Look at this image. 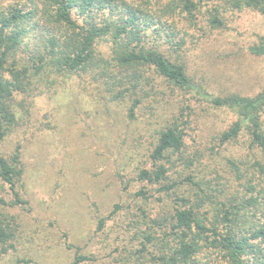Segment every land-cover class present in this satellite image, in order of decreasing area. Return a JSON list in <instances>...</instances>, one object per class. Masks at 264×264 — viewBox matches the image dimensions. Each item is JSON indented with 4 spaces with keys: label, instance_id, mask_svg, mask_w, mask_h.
I'll use <instances>...</instances> for the list:
<instances>
[{
    "label": "trees",
    "instance_id": "16d2710c",
    "mask_svg": "<svg viewBox=\"0 0 264 264\" xmlns=\"http://www.w3.org/2000/svg\"><path fill=\"white\" fill-rule=\"evenodd\" d=\"M245 9L264 15V0L0 2V264H42L12 258L24 232L12 208L30 203L22 146L6 155L4 143L37 97L85 75L130 120L171 104L176 90H193L201 112L180 100L137 161L128 242L117 238L103 256L64 242L69 264H264V89L215 94L183 60L198 31L219 30L224 14ZM250 50L264 57V36ZM220 111L235 119L205 136L204 119ZM123 206L99 219L96 232Z\"/></svg>",
    "mask_w": 264,
    "mask_h": 264
},
{
    "label": "rangeland",
    "instance_id": "374dc122",
    "mask_svg": "<svg viewBox=\"0 0 264 264\" xmlns=\"http://www.w3.org/2000/svg\"><path fill=\"white\" fill-rule=\"evenodd\" d=\"M10 1L0 0L4 4ZM223 19V28L198 31L195 45L189 40L183 60L191 77L204 80L215 94L255 95L264 89V57L253 54L250 46L264 36V15L245 9L229 11ZM174 95L171 104L164 100L151 116L142 114L135 120L126 116L123 107L108 102L102 88L88 75L74 77L65 88L36 98L3 146L6 155L22 146L26 165L23 194L30 203L29 209L12 208L24 224L13 259L33 257L42 264H69L73 252L64 242L73 243L72 250L79 246L100 256L112 251L117 238L122 242L127 238L128 242L127 191L136 189L133 174L153 133L177 111L183 98L201 112L193 90H176ZM234 119L232 113L220 111L204 119L207 124L202 132L207 136L224 130ZM188 131L193 134V130ZM201 136L199 131L200 141ZM117 203H123V209L97 233L99 219L108 218ZM131 209H136L133 203Z\"/></svg>",
    "mask_w": 264,
    "mask_h": 264
}]
</instances>
